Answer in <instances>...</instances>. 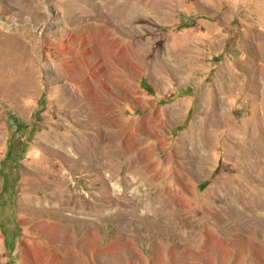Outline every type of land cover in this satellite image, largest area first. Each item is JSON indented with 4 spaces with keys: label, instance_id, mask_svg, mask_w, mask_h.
Here are the masks:
<instances>
[{
    "label": "rangeland",
    "instance_id": "rangeland-1",
    "mask_svg": "<svg viewBox=\"0 0 264 264\" xmlns=\"http://www.w3.org/2000/svg\"><path fill=\"white\" fill-rule=\"evenodd\" d=\"M0 264H264V0H0Z\"/></svg>",
    "mask_w": 264,
    "mask_h": 264
},
{
    "label": "trees",
    "instance_id": "trees-1",
    "mask_svg": "<svg viewBox=\"0 0 264 264\" xmlns=\"http://www.w3.org/2000/svg\"><path fill=\"white\" fill-rule=\"evenodd\" d=\"M193 23H191V25H192ZM182 26H190V24H187V22L186 23H184V24H182ZM10 117V116H9ZM12 119H14V120H17L15 117H11ZM6 162V158H4V160H3V163H5ZM5 175H4V172H3V177H4Z\"/></svg>",
    "mask_w": 264,
    "mask_h": 264
}]
</instances>
